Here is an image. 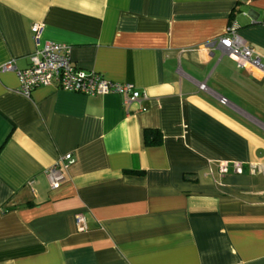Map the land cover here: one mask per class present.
Masks as SVG:
<instances>
[{
    "label": "crops",
    "instance_id": "1",
    "mask_svg": "<svg viewBox=\"0 0 264 264\" xmlns=\"http://www.w3.org/2000/svg\"><path fill=\"white\" fill-rule=\"evenodd\" d=\"M33 23L145 98L23 95ZM232 23L264 55V0H0V264H264V73L217 42Z\"/></svg>",
    "mask_w": 264,
    "mask_h": 264
},
{
    "label": "built area",
    "instance_id": "2",
    "mask_svg": "<svg viewBox=\"0 0 264 264\" xmlns=\"http://www.w3.org/2000/svg\"><path fill=\"white\" fill-rule=\"evenodd\" d=\"M237 26L228 25L217 42L228 51L239 63L249 64L254 69L264 73V55L255 52L237 34ZM43 27L40 23H33L30 27L34 43V51L29 54L30 65L26 69L17 70L19 91L29 96L32 89L38 86H56L68 92H78L84 95H105L116 93L123 97L124 102L145 98L143 93L129 83L114 82L105 79L97 72L85 70L76 66L70 58L69 47L49 41L42 42ZM1 70L15 69L12 62L3 65ZM221 98V102L225 103ZM75 158L71 153L63 155L59 163L46 172L51 189L59 187L64 179V170L73 164ZM226 171V166L222 167ZM238 171H240L238 169ZM85 213H76L74 220L78 230L85 229Z\"/></svg>",
    "mask_w": 264,
    "mask_h": 264
},
{
    "label": "trees",
    "instance_id": "3",
    "mask_svg": "<svg viewBox=\"0 0 264 264\" xmlns=\"http://www.w3.org/2000/svg\"><path fill=\"white\" fill-rule=\"evenodd\" d=\"M158 134V131L156 130H153V129H147L145 132H144V138L145 140L147 141V143H157L158 140H159V137L155 136L153 137V139H150V136L151 135H157Z\"/></svg>",
    "mask_w": 264,
    "mask_h": 264
}]
</instances>
